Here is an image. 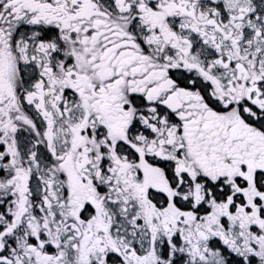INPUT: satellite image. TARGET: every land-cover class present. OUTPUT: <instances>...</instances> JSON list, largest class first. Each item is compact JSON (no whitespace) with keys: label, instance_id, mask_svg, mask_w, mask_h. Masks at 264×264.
I'll use <instances>...</instances> for the list:
<instances>
[{"label":"snow or ice","instance_id":"obj_1","mask_svg":"<svg viewBox=\"0 0 264 264\" xmlns=\"http://www.w3.org/2000/svg\"><path fill=\"white\" fill-rule=\"evenodd\" d=\"M0 264H264V0H0Z\"/></svg>","mask_w":264,"mask_h":264}]
</instances>
